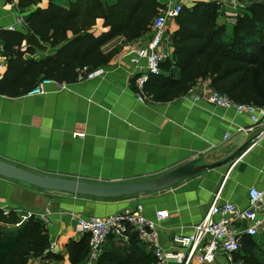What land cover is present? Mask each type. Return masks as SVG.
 <instances>
[{"label": "crops", "instance_id": "obj_1", "mask_svg": "<svg viewBox=\"0 0 264 264\" xmlns=\"http://www.w3.org/2000/svg\"><path fill=\"white\" fill-rule=\"evenodd\" d=\"M20 1L30 0H0V33L8 31L18 16L24 18L48 5V0H42L20 8ZM51 1L68 7L75 0ZM194 1L158 0L162 6H191ZM224 7L229 13L226 18L219 16L218 23L233 25L236 7L230 3ZM94 28L104 30L102 21ZM176 29L175 19H170L162 43L168 57ZM149 38L150 33L128 43L114 38L104 46L106 51L118 49L111 61L96 75L63 83L64 89L49 85L45 94L0 93V160L38 174L102 184L153 179L197 158L206 164L222 163L162 192L112 199L42 190L0 176V209L14 211L20 218L19 223L6 226V232L17 235L21 224L35 217L55 243L53 251L30 258L28 264H71L66 245L84 236L76 229L77 217L107 216L136 203L151 218L166 211L168 217L158 222V241L167 250L174 236L191 232L202 220L217 193L219 203H233L239 209L247 207L250 187L264 193V137L257 138L264 131V121L251 125L246 114L200 98L209 81H199L188 93L167 102L138 100L135 79L145 60H133ZM3 49L0 38V79L7 69ZM45 55L36 50L35 55L24 57L38 60ZM240 127L245 129L237 130Z\"/></svg>", "mask_w": 264, "mask_h": 264}, {"label": "trees", "instance_id": "obj_2", "mask_svg": "<svg viewBox=\"0 0 264 264\" xmlns=\"http://www.w3.org/2000/svg\"><path fill=\"white\" fill-rule=\"evenodd\" d=\"M42 0L21 3L20 8ZM242 1V0H238ZM158 0H75L68 7L48 0L24 16V28L2 31L3 53L7 69L0 79V93L7 96L27 94L38 79L74 83L108 64L117 48L104 46L117 37L132 42L150 32L151 24L163 8ZM221 4L195 0L182 5L175 18L177 29L171 36L172 54L161 64V72L146 81V95L155 102H167L188 93L199 81H209L212 89L239 103L264 107V0L243 6L232 15L234 24L227 37V24H219ZM98 20L104 30L94 28ZM34 33L48 46L38 60L36 49L25 46V38ZM20 222L14 211L0 209V264H28L32 257L48 252L50 236L44 223L30 217L21 224L17 235L5 227ZM109 236L95 264H155L152 247L128 230L122 240ZM71 264H85L89 235L66 245ZM50 256V255H46ZM235 261L264 264V237H244ZM225 264V263H222ZM229 264V263H226Z\"/></svg>", "mask_w": 264, "mask_h": 264}, {"label": "built area", "instance_id": "obj_3", "mask_svg": "<svg viewBox=\"0 0 264 264\" xmlns=\"http://www.w3.org/2000/svg\"><path fill=\"white\" fill-rule=\"evenodd\" d=\"M230 4L235 6L234 0H231ZM181 7V3H176L161 8L152 21L150 38L146 46L136 51L137 58L133 61L137 62L139 58L145 60V66L135 79L136 93L140 102L149 101L144 85L150 76L161 72L162 62L168 58L162 50L166 25L170 19H175L179 15ZM219 13H222L221 9ZM21 26H24V18L18 16L7 30L16 31ZM98 70L89 73L88 77L98 74ZM49 85L57 86L59 89L66 88L63 83L42 77L27 95L45 94L46 87ZM200 98L216 107L231 108L237 113L246 114L251 125H258L264 121V107L236 102L228 95L211 87L205 89ZM244 129L240 127L237 130ZM229 137L230 133L224 135V139ZM263 137L264 131L257 138ZM167 217L166 211L157 212L154 218L148 217L141 203L107 216L77 217V231L89 235L87 264L96 263L109 236L122 239L129 229L135 231L142 242L152 247L155 264H242L233 259V254L240 249L242 239L264 234V193L254 186L250 187L248 205L244 209H239L229 202L219 203L217 193L202 220L193 227L191 232L174 236L170 249L166 250L158 241V222ZM54 249L55 243L50 242L48 250L51 252ZM220 257L223 260H220Z\"/></svg>", "mask_w": 264, "mask_h": 264}, {"label": "water", "instance_id": "obj_4", "mask_svg": "<svg viewBox=\"0 0 264 264\" xmlns=\"http://www.w3.org/2000/svg\"><path fill=\"white\" fill-rule=\"evenodd\" d=\"M209 1L221 5L231 2V0ZM24 41L26 46H32L43 53L47 52L49 49L47 45L40 42L39 38L34 33H30ZM242 149L243 147L240 148L237 153ZM233 157L234 156L230 157L228 160ZM221 163L222 162L206 164L202 163V158H197L153 179L121 184H102L38 174L0 160V176L26 183L42 190L64 192L82 197L112 199L143 193L162 192L188 178L194 177L204 170L215 168Z\"/></svg>", "mask_w": 264, "mask_h": 264}, {"label": "rangeland", "instance_id": "obj_5", "mask_svg": "<svg viewBox=\"0 0 264 264\" xmlns=\"http://www.w3.org/2000/svg\"><path fill=\"white\" fill-rule=\"evenodd\" d=\"M261 1H263V0H242V1H238V0H234V2H235V7H236V10H234V12L235 13H237V12H239V10L243 7V6H246L247 4H250V3H252V2H255V3H257V2H261ZM231 5V4H230ZM231 6H233V5H231ZM221 9V15H219L220 17H225L226 18V13H229L226 9H225V7H224V5H222V7L220 8ZM226 20V19H225ZM231 27H232V25L231 24H227V28H228V33H227V37L226 38H228L229 37V35H231ZM263 237H261V239H262Z\"/></svg>", "mask_w": 264, "mask_h": 264}]
</instances>
